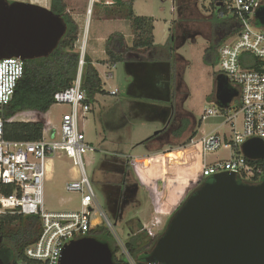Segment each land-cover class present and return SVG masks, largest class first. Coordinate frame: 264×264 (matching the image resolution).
I'll return each instance as SVG.
<instances>
[{
  "label": "built area",
  "instance_id": "1",
  "mask_svg": "<svg viewBox=\"0 0 264 264\" xmlns=\"http://www.w3.org/2000/svg\"><path fill=\"white\" fill-rule=\"evenodd\" d=\"M93 2L94 0H90V4ZM209 2L220 3L239 22L238 33L220 45L217 63L218 72L226 77V86L237 90L238 95L227 108L215 104L201 111V120L209 117L223 118L222 122L229 128V133L213 131L190 140L191 146L198 145L196 147L198 153L191 155L196 157L197 164L194 163L199 168V177L195 179L194 187L199 185L203 178L222 171L234 173L238 180L251 183L255 178L264 177V158L248 159L243 155L241 145L252 137L264 139V29L254 24L255 11L264 0H209ZM80 49L78 72L72 85L53 95V104L69 107L68 111L61 114L57 125L46 117V112L21 111L28 121L43 123L41 137L36 140H7L3 136V119L0 116V215H37L42 224L37 240L25 248L23 256L15 260L14 264H59L65 245L73 239L89 236L91 228L98 224L92 216L93 210L100 212L118 245L113 264H156L146 261L138 263L129 253L125 246L126 239H120L114 224L101 210L91 181L85 172L84 155L95 150L86 140L81 125V120L90 110L86 93L81 88L85 38ZM253 58L257 61L256 68L249 66ZM114 65L111 64V67ZM23 71V60L19 57L0 59V110L12 100ZM105 75L106 78L112 77L110 71ZM116 93V88L110 91L111 95ZM235 99L240 105L234 103ZM38 114L43 117L39 118ZM14 116L8 120L14 121ZM219 149H227L230 153L228 158L206 164L205 154ZM61 155L69 158L78 172V177L66 181L64 188L79 195V208L50 211L44 206V183L49 178L51 159ZM182 199L168 206L171 207L169 211L162 210L155 203L150 210L148 209L149 214H146L145 207L142 216H138L149 224L144 228L132 229L130 226L136 221L133 217L124 220L129 236L146 230L149 237L157 238L159 233L155 228L171 217Z\"/></svg>",
  "mask_w": 264,
  "mask_h": 264
},
{
  "label": "rangeland",
  "instance_id": "2",
  "mask_svg": "<svg viewBox=\"0 0 264 264\" xmlns=\"http://www.w3.org/2000/svg\"><path fill=\"white\" fill-rule=\"evenodd\" d=\"M22 1L42 5L39 3L42 0ZM97 1L109 3V0ZM66 2L67 9L73 17L75 16L76 19L81 21L84 17L90 16L91 24L89 25H92L95 16L92 13L93 3L95 2L92 4H90V0H66ZM194 2L197 4L196 8H199L203 13L210 12H204L205 9L211 7L209 0H194ZM134 3L135 11L139 15H152L159 20L155 31L156 39L159 42L166 38V31H164V34L160 32L161 22L170 23L172 20H177L182 8H185V11L193 10L192 5L184 6L183 0H135ZM174 8H176L175 11ZM111 26L113 28L116 24ZM85 35L86 29L81 33L80 43L76 45V48L80 51ZM205 37L201 33L192 36L190 34L183 37L181 42L176 43V53L185 58L187 63L182 65L175 60L174 65L172 64L174 67H172V72H169V75L168 70H166V63L163 66L164 71L157 72V74L139 73L134 68H128L126 62L116 63L114 67H111L110 63L98 67L107 93L98 94L91 100L89 103L91 109L85 114V118L81 120L86 140L95 148L94 151L87 152L84 155L85 172L91 181L101 210L113 224L118 209L123 213L133 203L132 200L129 202L127 199V193L130 194L134 188L133 179L140 185L137 201L140 200V196L144 197L140 209L130 211L123 221L118 220L114 225L115 231L121 240L128 238L126 236L128 227L124 222L127 218L133 217L136 219L130 226L132 229L149 226L146 221L138 218V216H142L145 207L146 214H149L148 209L150 210L152 203H154L148 192L149 185L146 183H152L153 187L157 189L156 198L159 197L160 199L162 193L167 190L165 182L170 172L168 170L165 174L158 172H161L164 166L169 169L173 167L174 169V165L172 166L173 161L162 163L158 160L153 162L154 169H158V172H155L150 169L148 164H136L134 158L152 157L167 151L174 154L176 150H181V156H186L194 148H190V141L186 145L183 142L190 137L195 129L198 130V134H202L208 132L223 120L219 117L201 121L200 118L203 108L215 105V77L219 73L218 64L213 66L204 60L203 44H209ZM99 62L106 63L104 61ZM107 71L112 73L111 78H106ZM114 88L119 92L116 95H111L110 91ZM237 101L235 99L234 103H237ZM68 110L67 105L53 104L49 110V119L57 125L61 114ZM186 112L190 114V117ZM38 117L42 118L43 116L38 114ZM182 118L188 120L189 126L176 135L173 131L181 126ZM169 122L167 129L158 133ZM149 137L151 138L143 141ZM197 137L193 139H198ZM184 148H187V152L183 150ZM228 155L229 151L227 149L207 152L205 161L209 163L217 159H224ZM131 158L132 161L129 165L132 172L126 174V183L124 182V187L121 189L123 163ZM173 159L176 160V173L174 175L179 178L182 177L180 179L182 181L184 179L190 181L189 186L183 182L185 184L182 188L184 191L183 201L195 188V182H191V174L199 172V168L195 166L196 157L194 156L188 157L189 162L182 158L173 157ZM76 177H78V172L69 158L61 155L51 159L49 178L44 183V206L47 210L64 211L79 208V195L68 192L64 188L66 181ZM129 185L132 186L131 190ZM121 193L123 199L120 201ZM156 203L157 207L161 206L158 201ZM160 208L165 211L171 209L168 206ZM92 216L99 225L106 226L99 211L93 210ZM162 225L163 223L155 228L158 233L162 230ZM110 241L115 243L112 235Z\"/></svg>",
  "mask_w": 264,
  "mask_h": 264
},
{
  "label": "water",
  "instance_id": "3",
  "mask_svg": "<svg viewBox=\"0 0 264 264\" xmlns=\"http://www.w3.org/2000/svg\"><path fill=\"white\" fill-rule=\"evenodd\" d=\"M254 18L264 25V3L255 11ZM66 28L63 17L49 7L30 1L0 0V59L15 56L24 61L46 57L58 46ZM226 83V77L218 73L214 96L215 104L222 108H227L238 95ZM241 151L248 159H263L264 139H247ZM123 185L124 180L122 188ZM121 196L122 193L119 200ZM117 220L116 215L114 225ZM144 261L264 264V177L257 183H249L239 181L227 171L211 175L175 209ZM113 263L109 245L92 236L71 240L59 261V264ZM0 264L14 261L0 258Z\"/></svg>",
  "mask_w": 264,
  "mask_h": 264
},
{
  "label": "trees",
  "instance_id": "4",
  "mask_svg": "<svg viewBox=\"0 0 264 264\" xmlns=\"http://www.w3.org/2000/svg\"><path fill=\"white\" fill-rule=\"evenodd\" d=\"M133 3L134 0H111L109 4L101 1L94 3L92 13L95 16L100 15L104 19L128 20L133 33L131 44L127 43L125 37L119 31L111 32L107 36L104 42V50L107 55L106 61L110 64H116L128 62L130 59L141 62H165L171 59L173 42L167 40L162 45L155 44L153 18L151 16L136 15L133 10ZM49 8L63 17L67 26L66 32L59 41L58 46L48 56L23 61V75L18 81L14 96L0 110V116L3 119V136L7 140L39 139L43 129L42 122L10 121L8 119L16 113L26 110L47 112L54 103V93L72 85L78 72L80 52L76 48V43L80 34L79 25L67 10L66 0H50ZM218 11L223 13V17H226L225 20L231 26V30L226 36L238 33L240 26L237 18L228 13L226 8L221 5ZM254 24L264 29V25L258 24L255 18ZM222 42L223 40L213 43L204 51L205 62L213 66L218 63V49ZM249 66L256 68L257 61L253 58ZM81 88L85 91L89 103L96 95L107 93L104 89V81L87 53H84L83 56ZM237 105H240V103L237 102ZM169 124L170 122L158 133L164 132ZM188 125V120L183 119L181 126L173 133L176 135L180 134ZM195 134L196 131L194 130L183 144H188ZM150 138H146L143 141H147ZM126 167L128 168L127 172H129L130 165L127 162L123 163L122 176ZM260 179V177L255 178L251 183H257L255 181ZM207 180L209 178L205 177L200 183ZM132 184L136 190L138 186L140 187L136 180ZM129 188L131 190L132 186L129 185ZM131 193H127V199L129 202L131 200L134 202L135 196L133 197ZM121 199H123V195ZM143 200L144 197L140 196L138 203L135 205L131 203V206L121 213L118 220L123 221L130 211L140 209ZM41 230V220L37 215H0V236L10 246V258L12 261L18 260L23 256L25 248L37 240ZM88 235L107 243L112 251L113 258L115 257L118 245L116 242L111 243V233L107 226L97 224L91 228ZM155 240L156 237H149L146 230H140L126 239L125 246L137 262L142 263L145 255L154 245Z\"/></svg>",
  "mask_w": 264,
  "mask_h": 264
},
{
  "label": "crops",
  "instance_id": "5",
  "mask_svg": "<svg viewBox=\"0 0 264 264\" xmlns=\"http://www.w3.org/2000/svg\"><path fill=\"white\" fill-rule=\"evenodd\" d=\"M94 2L96 3V2H100V1L94 0ZM108 2L111 3V0H109ZM183 2H184L183 3L184 6L192 5L193 10H189V11L186 10L185 11V8H182V7H181L182 9L180 10V7H179L180 12H179L177 20H172L170 23H167V22L162 23L161 22V25H160L161 31L160 32H162L164 34V31H166V33H165L166 38H164V40L161 42H159L156 39L157 35L155 32L156 31V24H157V22H159V20L155 16L144 15V16H151L153 18V26H154L153 34H154V43L155 44L162 45L167 40H171L173 42V44H172L173 50H172V54H171V56H172L171 59L166 60L165 62H141V61H136V60L130 59L128 62H126L128 64V68H134V70H136L139 73L157 74V72L164 71L163 66H165V63H166V70H168L167 73L169 75V72H172V67H174V66H172V64L174 65L175 60L177 61V63L182 64V65L187 63V60L185 58H183L181 55L177 54L176 50H175L176 43L181 42L183 37H186L190 34L192 36V35H196V34H200V33L202 35H205L206 36L205 38L209 42V44L208 45L203 44V49H202L203 52L202 53H204V51L213 43H218L221 40H223V42H224V41L232 38L233 35L226 36L230 32L231 26L229 25V22L225 20L226 17H223L222 12L219 13V11H218L220 3L210 2L211 7L204 10V12H206V11H210V12L203 13L199 8H196L197 4L194 2V0H183ZM39 3H41L42 5H44L46 7L47 6L49 7L50 0H42ZM109 3H107V4H109ZM188 3H190V4H188ZM214 3L216 4L215 5L216 8L214 6ZM175 9L176 8H174L173 10L175 11ZM133 10H134L136 15H139L135 11V3H133ZM215 12H216V14H215ZM141 15H143V14H141ZM86 17H84L81 21L76 19L75 16L73 17L76 20V22L78 23L79 29H80L79 39H78L76 45H78V43H80L79 41H80L81 33L83 32V30L86 29V35L84 37L85 38V51L84 52L87 53V55H89L91 57L95 66L98 69V67L100 65H102V66L108 65V62L106 61L107 55H106L105 50H104V42H105V39L107 38V36L111 32L119 31L123 34L127 43L131 44V40L133 38V33L131 30L130 22L128 20H125V19H104L99 15V16H94V21L92 22V25H89V24H91V17L90 16L87 18ZM92 20H93V18H92ZM84 21H85V26H84ZM112 24H116V26L112 28V26H111ZM99 61H104L106 63L102 64ZM118 92L119 91L117 90V93ZM49 110L45 113L46 117L47 116L49 117ZM186 113L190 117V114L188 112H186ZM209 118H219V117H209ZM13 120L14 121H28V119L25 116H23L22 112L17 113L13 117ZM220 128H221V130H220ZM195 131H196V134L193 136V138L197 137V136H198L197 138H200V137H202V136H204L210 132H213V131L220 132L221 134H228L229 128L227 127L226 124H224L221 121L214 128H211L208 132H203L202 134H198V130L195 129ZM186 149L187 148H184L183 150L187 152ZM174 152L175 153L173 154V152L167 151L165 153H160V154L152 156V157H145V156L144 157H136L134 160V162L136 164H140V163H143L145 165L148 164L150 169L151 170L153 169L155 172H158L157 171L158 169H156V170L154 169L153 162L159 160V162L162 161V163H165V161H169V163H171L173 161V164H172V166L174 165V169L172 167L173 170L164 166L163 169L161 170V172H158V173H163V174H165L167 170L170 172V175H168V177H167L168 179H166V182H165L166 183L165 186H166L167 190L164 193H162V196H161L162 200L164 201L165 206L174 205L175 203L180 201V199H182V197L184 195V191L182 189L183 186H185L186 183H187L186 185H188L190 182V181H185L187 179H184V181H182V180H180V179H182V177L179 178V177L174 175L176 173V170H175V166H176L175 161L176 160H174L173 157H175L177 159L182 158L183 160L185 159V161L187 160L189 162L188 157L195 154V152L193 150L190 151L189 154H187L186 156H181V150H176ZM229 155H230V153H229ZM226 158H228V157H226ZM205 163L208 164L207 161H205ZM209 163H211V162H209ZM195 166H196V164H195ZM192 175H194V173L191 174V177H192ZM183 182H185V184H183ZM146 184L149 185L148 192H149V195L151 196V199L153 202V196H152L153 193L151 191L153 185L151 182H148ZM152 205H153V203H152Z\"/></svg>",
  "mask_w": 264,
  "mask_h": 264
},
{
  "label": "flooded vegetation",
  "instance_id": "6",
  "mask_svg": "<svg viewBox=\"0 0 264 264\" xmlns=\"http://www.w3.org/2000/svg\"><path fill=\"white\" fill-rule=\"evenodd\" d=\"M132 161V158L131 159H129L128 161H127V163L129 164L130 162ZM127 168V167H126ZM124 169V175H123V180H124V182H125V177H126V174L128 173L127 171H128V168L127 169ZM130 170H129V172H132V169H131V167L129 168ZM123 180H122V182H121V184L123 183ZM134 180V182H135V179H133ZM123 187H124V185H123ZM121 189H122V185H121ZM138 191H140V187L138 186V189L136 190L135 188H134V190L132 191V196L135 198V200H134V202L132 203V204H136L138 201H137V194H138ZM121 195V194H120ZM116 215H117V217H119L120 215H121V211H119V209H118V211H117V213H116ZM167 221H168V219L163 223V225H162V230L165 228V226H166V224H167ZM162 230L159 232V234L162 232ZM0 258L1 259H3L5 262H10V261H12L11 260V258H10V246L3 240V238H2V236H0Z\"/></svg>",
  "mask_w": 264,
  "mask_h": 264
},
{
  "label": "bare ground",
  "instance_id": "7",
  "mask_svg": "<svg viewBox=\"0 0 264 264\" xmlns=\"http://www.w3.org/2000/svg\"><path fill=\"white\" fill-rule=\"evenodd\" d=\"M196 147H198V145H196V146H190V148H194L193 149V151L195 152V154H197L198 153V151H196L197 149H196ZM197 177H199V172H195L194 173V175H192V181L191 182H195V179L197 178ZM151 191H152V196H153V200H154V203L153 204H155L157 201H158V203H160L161 204V206L160 207H164L165 206V204H164V201L162 200V198L160 197V199H159V197H158V199L156 198V191H157V189H155L154 187H152V189H151ZM159 207V206H158Z\"/></svg>",
  "mask_w": 264,
  "mask_h": 264
}]
</instances>
